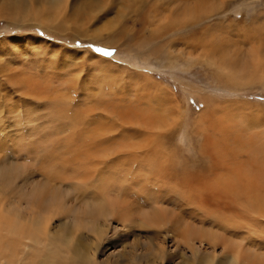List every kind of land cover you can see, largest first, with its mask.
<instances>
[{"label":"rangeland","instance_id":"obj_1","mask_svg":"<svg viewBox=\"0 0 264 264\" xmlns=\"http://www.w3.org/2000/svg\"><path fill=\"white\" fill-rule=\"evenodd\" d=\"M214 51L246 66H215ZM263 185L264 0H0V264H194L185 227L238 239L213 218L226 215L264 234L240 190ZM91 197L132 220L101 243L63 236ZM150 210L162 226L140 224ZM37 215L40 245L5 224Z\"/></svg>","mask_w":264,"mask_h":264},{"label":"bare ground","instance_id":"obj_2","mask_svg":"<svg viewBox=\"0 0 264 264\" xmlns=\"http://www.w3.org/2000/svg\"><path fill=\"white\" fill-rule=\"evenodd\" d=\"M60 1H63V0H60ZM14 3H16V2H14ZM63 3V2H62ZM62 3H60L59 5H61ZM129 3H131V2H129ZM142 3V2H141ZM129 5V4H128ZM20 6V5H19ZM125 6V5H124ZM63 7V6H62ZM61 7V8H62ZM103 8V7H102ZM127 8H129V7H127ZM9 9V8H8ZM206 9H208V8H206ZM21 11V10H20ZM26 11V10H25ZM48 11H50V10H48ZM61 11V10H60ZM190 12H192V10L191 9H186V11H184V13H186V14H189ZM50 13V12H49ZM57 13H58V11H57ZM61 13V12H60ZM26 15V14H25ZM28 15V14H27ZM182 16V15H181ZM55 17V16H54ZM57 17V16H56ZM168 17V16H167ZM36 19V18H35ZM47 19V18H46ZM187 19V18H186ZM157 20V19H156ZM188 20H189V18H188ZM160 21V20H159ZM178 21V20H177ZM176 21V22H177ZM179 21H180V19H179ZM178 21V22H179ZM172 22H174V21H172ZM42 23H43V21H42ZM46 23V22H45ZM50 23V22H49ZM161 23V22H160ZM166 24V23H165ZM159 26V25H158ZM160 26H162V23H161V25ZM106 31V30H105ZM101 34H102V32H100L99 30L97 31V37L98 38H102L101 37ZM216 44H217V42L216 41H214ZM218 43H220V42H218ZM216 46V45H215ZM221 47V46H220ZM216 48H217V46H216ZM154 51V50H153ZM216 51V50H215ZM213 52L212 53V55L210 56V55H208V58L210 57L211 59H212V61H214L213 62V64L215 65V66H221V63L223 64V62H221L220 63V60H221V57L218 55L217 56V52ZM222 51H224V50H222ZM225 52H227V51H224V53ZM248 52H250V51H248ZM155 53V52H154ZM157 53V52H156ZM155 53V56H157V54ZM223 53V52H222ZM227 54V53H226ZM225 54V55H226ZM234 55V54H233ZM248 55V54H247ZM250 57V56H249ZM168 58V57H167ZM222 58L225 60L226 58H227V60H228V62L231 64V63H234V62H236V64H234V68H236V69H238V67H239V65L241 64V65H243L244 67L246 66L245 64H246V59H241V60H239V58L237 57V56H232V55H226V56H222ZM222 59V60H223ZM221 60V61H222ZM159 61V60H158ZM248 61V60H247ZM160 62H162V61H160ZM225 63V62H224ZM231 65H233V64H231ZM240 65V66H241ZM222 67V66H221ZM228 67V66H227ZM227 67H226V69H227ZM231 67V66H230ZM218 68V67H217ZM232 68V67H231ZM232 70H233V68H232ZM228 71V70H227ZM222 73H223V71H221ZM232 72V71H231ZM233 73V72H232ZM234 75V74H233ZM232 75V76H233ZM231 76V77H232ZM233 78V77H232ZM101 93V92H100ZM61 95V94H60ZM63 97H65V95L63 96ZM55 98H57V97H55ZM53 99V98H52ZM67 100V99H66ZM49 101V100H48ZM54 101V100H53ZM57 102V101H56ZM55 104V103H54ZM60 104V103H59ZM62 104V103H61ZM68 105V104H67ZM59 106V105H58ZM61 107V106H60ZM62 108V107H61ZM60 108V109H61ZM64 109V108H63ZM59 110V109H58ZM15 112V111H14ZM27 112V111H26ZM34 112V111H33ZM32 111H31V114L33 113ZM61 113H62V111H61ZM64 113V112H63ZM65 113H66V110H65ZM68 113V112H67ZM66 113V114H67ZM28 115V114H27ZM33 115V114H32ZM25 116H26V114H25ZM35 116V115H34ZM55 116V115H54ZM58 116H61L60 114L58 115ZM159 116H161V115H159ZM31 117V116H30ZM162 117V116H161ZM26 118V117H25ZM34 118V117H33ZM24 120V119H23ZM40 120V119H39ZM162 120V119H161ZM18 122H20V121H18ZM30 122H32L31 120H30ZM74 122V121H73ZM161 123V122H160ZM162 124V123H161ZM63 127V126H62ZM72 127V126H71ZM70 127V128H71ZM87 130H89L88 128H86ZM85 130V129H84ZM86 130V131H87ZM91 130V129H90ZM99 130V129H98ZM103 130H105V129H103ZM84 132V131H83ZM37 133V132H36ZM56 133V132H55ZM82 132H80V134H81ZM92 133V132H91ZM90 133V131H89V134L88 135H90L91 134ZM97 133V132H96ZM95 133V134H96ZM100 133H102V131L100 132ZM80 134H79V136H80ZM98 134H99V132H98ZM97 134V135H98ZM39 135V134H38ZM87 135V136H88ZM96 135V136H97ZM101 135V134H100ZM82 136H84V133H83V135ZM81 136V137H82ZM86 136V137H87ZM92 136V135H91ZM85 137V138H86ZM44 139V141H45V138H43ZM259 142V141H258ZM149 144V143H148ZM248 150V149H247ZM251 152H253V151H251ZM58 155H56V157H57ZM3 173V172H2ZM52 173V172H51ZM5 174V173H4ZM4 174H2V175H4ZM6 175V174H5ZM51 175V174H50ZM8 177H9V175H8ZM13 177V176H12ZM7 179V178H6ZM9 179V178H8ZM251 179V178H250ZM241 180V179H240ZM244 180V179H243ZM105 181V180H104ZM51 182V181H50ZM238 182V181H237ZM9 183V182H8ZM245 183V182H244ZM36 184V183H35ZM53 184V183H52ZM252 184V183H251ZM254 184H257L258 185V183H254ZM261 184V183H260ZM43 185L45 186V188L48 186H46V184H44V182H43ZM242 186H243V184H241ZM240 185V186H241ZM247 184H245V186H246ZM41 186V185H40ZM43 186V187H44ZM53 186V185H52ZM104 186V185H103ZM106 186V185H105ZM241 186V187H242ZM250 186V185H249ZM262 186V185H261ZM264 186V185H263ZM107 187V186H106ZM260 187V186H259ZM50 188V187H49ZM261 188V187H260ZM34 189H36V188H34ZM55 189V188H54ZM240 189V187L238 188V190ZM244 189V191H245V193H244V196H245V198H246V200L245 199H243V200H245V202H248V203H246V204H244L245 205V207L246 208H248V211H250V215L251 216H253V218H264V197H261L260 195H259V192H258V188L256 187V188H254V189H252V188H250L249 189V187L248 188H242V189H240L241 191ZM43 190V189H42ZM52 190H53V188H52ZM52 190H50V191H52ZM103 190V189H102ZM225 190V189H224ZM48 192H49V190H48ZM53 192V191H52ZM52 192H50L51 194H53ZM237 192H239V191H237ZM23 194V193H22ZM35 194V193H34ZM42 194H43V192H42ZM51 194H49V196H51ZM55 194V193H54ZM242 194V193H241ZM25 195H27L26 194V192H25ZM33 194H31L30 196H32ZM57 195V194H56ZM59 195V194H58ZM153 195V194H152ZM219 195V194H218ZM239 195V194H238ZM262 195V194H261ZM48 196V195H47ZM243 196V197H244ZM52 197V196H51ZM105 197V196H104ZM151 197V196H150ZM150 197H149V199H150ZM224 197V196H223ZM242 197V198H243ZM36 198H38V199H40V201L42 202V204L43 205H45L46 207H48V206H50V202L51 201H45V199L42 197V196H39V194H37V195H34V199L35 200H33V201H37V203H38V200L36 199ZM50 198V197H49ZM55 198V197H54ZM103 198V197H102ZM152 198V197H151ZM241 198V197H240ZM44 199V200H43ZM90 199V198H89ZM98 199V198H97ZM100 199V198H99ZM154 199V198H153ZM153 199H151V200H153ZM156 199V198H155ZM32 200V199H31ZM101 200H103L102 202H101V207L100 206H98V202H94V201H92V197H91V200H89L87 203H88V205L89 206H87V208H86V210H85V212H83L82 214H85L86 213V217H87V220H84L86 217H83L84 219V221L86 222V223H83V225H81L80 224V221H79V219H78V217H72L71 219H64V220H66V221H64V220H62V222H61V224H60V227L62 228V231H61V233H62V235L63 236H65V234H67V232L69 233V234H71V236H75L76 237V235H79V237H80V239H81V241H83V242H85L86 241V239H87V237H84V234L85 233H93V238L95 239L94 241H98V243L100 242H102V240L104 239V236L108 233V231H109V226H110V223H111V220H113V219H115L116 220V222H118V223H121L120 225L123 227V224H125L126 222H128V221H131L132 220V218H131V215L130 214H126V213H119L117 210H115V208L113 207V204L106 198V199H101ZM55 201V200H54ZM53 201V202H54ZM153 201H155V202H153V204H158V201H157V199L156 200H153ZM160 201V200H159ZM16 202V201H15ZM24 202V201H23ZM244 202V203H245ZM13 203V202H12ZM29 203V202H28ZM4 205V203H1V205ZM18 204V203H17ZM61 204V203H60ZM63 204V203H62ZM61 204V205H62ZM91 204V205H90ZM152 204V203H151ZM2 205V206H3ZM6 205V204H5ZM22 205V204H21ZM26 205H27V203H26ZM37 205V204H36ZM155 205V206H156ZM19 206V205H18ZM28 206V205H27ZM155 206L153 205V208H155ZM17 207V206H16ZM20 207V206H19ZM25 208L24 206H21V208ZM42 207V206H41ZM37 207L36 206H34V205H30V208H26V210L27 209H30L31 211H29L28 213H26V215H30L31 216V218L35 215V212L36 211H38V212H36V214L38 213V215L41 217V218H43V216L46 214V212L47 211H45V209H40V208H38V209H36ZM153 208H152V210H153ZM0 209H2L1 208V206H0ZM11 210H12V208H10ZM49 210H50V208H48ZM16 210V209H15ZM23 210V209H22ZM1 211V210H0ZM45 211V212H44ZM52 211V210H51ZM151 211V210H150ZM153 211H155V210H153ZM153 211H151V212H148L147 214H145L144 216H142L141 217V219H140V224L141 225H143V226H145V227H153V226H162L165 222V217H166V214H164L165 215V217L163 218L162 217V214L160 213V212H158V213H155V214H153L154 212ZM75 212H77V211H75ZM75 212H73V213H75ZM79 212V211H78ZM54 213H56V212H54ZM61 213V212H60ZM151 213L153 214V215H151ZM7 214V213H6ZM5 213L4 214H2V212H1V214L0 215H6ZM14 214H17V212L16 213H14ZM21 214V213H20ZM11 216H12V214H10ZM38 215H37V219L38 220H36L35 222L33 221L32 222V220L30 221V222H28V221H25V220H23V219H16V220H13L12 219V217L10 218L9 217V219H6L7 221H6V225L7 226H9V230H10V232L12 233V232H14V233H16V234H20V236H22L21 235V233L23 234V236L26 238V239H28V241H34L35 242V244H38V236H39V234L37 233V230H36V227L37 226H39V225H41V224H39V223H42V221L40 222V218H38ZM8 215H6L5 217L6 218H8L7 217ZM23 216V215H22ZM77 216V215H76ZM214 216H216V217H213V218H217L220 222H222V223H228V226H229V228L231 227V229H232V227H234V229H235V231H234V234H235V236H236V238L238 237V239H235L234 238V240H232V239H228V238H226L225 236H224V232H226L227 230H225V229H228V228H226V227H224L221 231V233H219V232H215V231H210V230H204V229H197V228H193L192 230H189V229H187L186 227H185V229L183 230V234L181 235V236H179L178 238L179 239H181V242H182V244H184L185 246H187L188 247V249H190V251L192 252V256H193V258H194V264H197V262H198V264H264V256H262V255H260V254H258V253H255V252H253V251H251L250 249H247V248H245L246 247V244L248 243V244H250V246L252 245V247L254 246V248H257L258 246H264V234H263V230H261V231H258V230H256V228L255 227H253L252 225H251V223H249L251 226H249L248 227V229L247 230H245L244 231V236H243V231H242V229L244 228V225L243 224H241V223H239L238 222V220H233V221H230L229 220V218L226 216V215H223V216H220V215H214ZM244 216V215H243ZM17 217V216H16ZM54 217H55V215H54ZM23 218V217H22ZM46 218V217H45ZM69 218V217H68ZM212 218V219H213ZM246 218V217H245ZM1 219H2V217H1ZM27 219V218H26ZM28 219H30V218H28ZM35 219V218H34ZM49 219H51V217L49 218ZM3 221H4V218H3ZM50 221V220H49ZM45 222H46V220H45ZM50 223V222H49ZM232 223H237V224H234L233 226H232ZM5 224H4V226H5ZM240 224V225H239ZM45 225V224H44ZM3 226V225H2ZM2 226H0V228L2 227ZM44 227V226H43ZM48 227V226H47ZM260 229V228H259ZM5 229H3V231H4ZM48 230V229H47ZM58 230V229H57ZM224 230V231H223ZM5 231H7V230H5ZM4 231V232H5ZM233 231V230H232ZM9 232V231H8ZM45 232V231H44ZM43 232V233H44ZM58 232V231H57ZM56 233V231L53 229L52 230V228H50L49 229V231H48V234H49V236H51L52 237V240H56V241H60V239H61V237L59 236V237H55L57 234H55ZM76 233H78V234H76ZM81 233V234H80ZM3 234V233H2ZM16 234H13V235H15L16 236ZM76 234V235H75ZM168 234L170 235V233L168 232ZM59 235V234H58ZM17 237V236H16ZM13 238V237H12ZM92 238V237H91ZM231 238H233V237H231ZM23 239V238H22ZM59 239V240H58ZM18 240V239H17ZM21 240V239H20ZM75 240H77V238L75 239ZM236 240H238V241H236ZM27 241V242H28ZM88 241V240H87ZM71 242H72V240H71ZM75 242V241H74ZM16 243V242H15ZM78 243V242H77ZM143 243V242H142ZM20 245V244H19ZM38 245H40V244H38ZM73 245H75L74 243H73ZM85 246V245H84ZM145 246H147L148 247V245H146L145 244ZM206 246H208V247H206ZM13 247V246H12ZM15 247H18V245L17 246H15ZM127 247V246H126ZM123 248V252H122V254H120L119 255V257L120 256H122V255H124V256H126L127 254H129L130 252H132V253H135V252H138V250L140 249V248H142V247H144V246H136V245H133V246H131L130 248ZM129 247V246H128ZM186 247V248H187ZM146 248V247H145ZM151 249V248H150ZM160 250L162 251V252H164V248H163V246H161V248H160ZM84 252V251H83ZM148 252V251H147ZM264 253V252H263ZM141 258H144V257H146V253L145 252H142V254H140L139 255ZM166 256V255H165ZM44 258V257H43ZM162 258H164V257H162ZM134 260V259H133ZM4 261V260H3ZM2 261V262H3ZM28 261V260H27ZM135 261V260H134ZM129 263H131L130 262V259H129ZM2 264V263H1ZM4 264H14L13 262H12V260L11 259H8L6 262H4Z\"/></svg>","mask_w":264,"mask_h":264},{"label":"crops","instance_id":"obj_3","mask_svg":"<svg viewBox=\"0 0 264 264\" xmlns=\"http://www.w3.org/2000/svg\"><path fill=\"white\" fill-rule=\"evenodd\" d=\"M224 235H227V233L226 232H224ZM250 247H252V246H250ZM259 248H261L260 246H258L257 248H253V250H251V251H253V252H255V253H258V254H260V255H262V256H264V253H262V252H259L258 250H259ZM264 258V257H263Z\"/></svg>","mask_w":264,"mask_h":264},{"label":"snow or ice","instance_id":"obj_4","mask_svg":"<svg viewBox=\"0 0 264 264\" xmlns=\"http://www.w3.org/2000/svg\"><path fill=\"white\" fill-rule=\"evenodd\" d=\"M97 51H104L103 49H97ZM105 55H110L108 52H104Z\"/></svg>","mask_w":264,"mask_h":264}]
</instances>
